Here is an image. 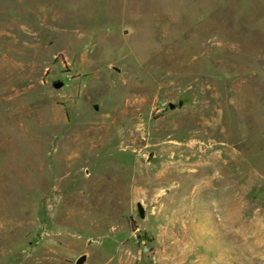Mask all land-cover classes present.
<instances>
[{
  "label": "rangeland",
  "instance_id": "1",
  "mask_svg": "<svg viewBox=\"0 0 264 264\" xmlns=\"http://www.w3.org/2000/svg\"><path fill=\"white\" fill-rule=\"evenodd\" d=\"M83 254L264 264V0H0V264Z\"/></svg>",
  "mask_w": 264,
  "mask_h": 264
},
{
  "label": "water",
  "instance_id": "2",
  "mask_svg": "<svg viewBox=\"0 0 264 264\" xmlns=\"http://www.w3.org/2000/svg\"><path fill=\"white\" fill-rule=\"evenodd\" d=\"M60 86H61V84H58V85H57V87H60ZM178 104H179V105H182V104H183V101L180 100ZM175 107H176V103L171 102V103H170V108L173 109V108H175ZM140 212H141V214H143L142 210H141ZM86 261H87V254H83V255H81V256L77 259L76 264H84Z\"/></svg>",
  "mask_w": 264,
  "mask_h": 264
}]
</instances>
